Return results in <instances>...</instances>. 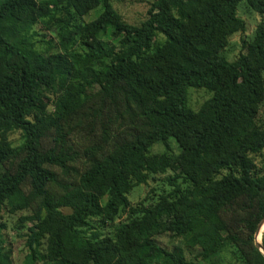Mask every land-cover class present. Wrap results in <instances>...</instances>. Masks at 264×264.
<instances>
[{
  "label": "trees",
  "instance_id": "1",
  "mask_svg": "<svg viewBox=\"0 0 264 264\" xmlns=\"http://www.w3.org/2000/svg\"><path fill=\"white\" fill-rule=\"evenodd\" d=\"M239 2L151 0L133 23L114 0H0V264L22 210L24 264H197L164 231L210 264H264V21L229 59ZM157 173L169 187L131 202Z\"/></svg>",
  "mask_w": 264,
  "mask_h": 264
},
{
  "label": "rangeland",
  "instance_id": "2",
  "mask_svg": "<svg viewBox=\"0 0 264 264\" xmlns=\"http://www.w3.org/2000/svg\"><path fill=\"white\" fill-rule=\"evenodd\" d=\"M151 0H114V5L118 11L122 14L123 18L129 22L138 23L146 16V10L150 4ZM98 12V7L91 8L86 14L85 19H90L94 17ZM238 14L245 19V29L236 30L229 35L228 44L225 46L223 52L225 55L232 59L236 54L242 49V38H250L253 34L256 24L260 21H264V12L259 13L250 9L249 6L245 3L244 0H240L238 4ZM109 37V35H107ZM208 95V93L202 88H193L190 92V104L194 107H198L201 101ZM260 114L264 117V110H261ZM83 137L82 134H78L74 138V144L77 149H82L83 145L88 143L87 137ZM86 138V139H85ZM162 148L161 143H154L150 150L156 151ZM79 169L82 168L83 158H78L76 162ZM167 171L166 173H169ZM166 173H157L155 177H149L147 182L140 183L135 185L129 192L128 197L131 202L139 201L145 194H147L152 188L156 192L161 191L163 188H168L169 185L165 181ZM63 177L62 173H59ZM76 175L72 173L69 176V179H75ZM51 190L55 194L61 193V190L56 185H50ZM27 211L22 210L18 211L15 214L5 213L4 217L7 220L8 227L5 229L6 234V245L11 250V255L15 264H24V256L27 252L23 242L22 236L19 234L20 231H17L12 227L13 222L15 221L17 215L21 213H26ZM264 228L262 229L263 232ZM17 231V232H16ZM19 232V233H18ZM255 235V233H254ZM258 235V234H257ZM262 235V233H261ZM155 239L168 248L173 245H180L184 249V252L188 258H193L197 261V264H210L205 260L201 259L200 256H197V248L188 246L181 237L172 236L168 231L159 232L155 234ZM257 239V237H256ZM261 239V238H260ZM35 264H41L37 262ZM215 264V263H212Z\"/></svg>",
  "mask_w": 264,
  "mask_h": 264
},
{
  "label": "water",
  "instance_id": "3",
  "mask_svg": "<svg viewBox=\"0 0 264 264\" xmlns=\"http://www.w3.org/2000/svg\"><path fill=\"white\" fill-rule=\"evenodd\" d=\"M263 221H264V217L260 220V222L257 225L256 231H255V235H254V242H255L256 246H258V248L264 253V245L262 244L261 239L260 240L256 239L257 234L260 231V228H261V225H262Z\"/></svg>",
  "mask_w": 264,
  "mask_h": 264
},
{
  "label": "bare ground",
  "instance_id": "4",
  "mask_svg": "<svg viewBox=\"0 0 264 264\" xmlns=\"http://www.w3.org/2000/svg\"><path fill=\"white\" fill-rule=\"evenodd\" d=\"M263 223H264V221H263ZM262 223V224H263ZM264 228V224L263 225H261V228H260V231H259V233H258V235H257V240H260V238H261V233H262V229Z\"/></svg>",
  "mask_w": 264,
  "mask_h": 264
}]
</instances>
